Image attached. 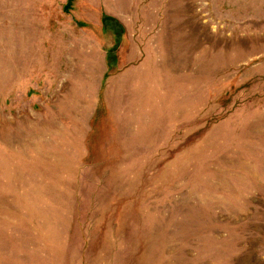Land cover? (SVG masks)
<instances>
[{"label": "rangeland", "instance_id": "374dc122", "mask_svg": "<svg viewBox=\"0 0 264 264\" xmlns=\"http://www.w3.org/2000/svg\"><path fill=\"white\" fill-rule=\"evenodd\" d=\"M0 264H264V0H0Z\"/></svg>", "mask_w": 264, "mask_h": 264}]
</instances>
